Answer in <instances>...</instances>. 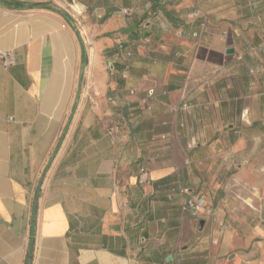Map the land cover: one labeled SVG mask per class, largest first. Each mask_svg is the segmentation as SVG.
<instances>
[{"label":"crops","instance_id":"0c3cea01","mask_svg":"<svg viewBox=\"0 0 264 264\" xmlns=\"http://www.w3.org/2000/svg\"><path fill=\"white\" fill-rule=\"evenodd\" d=\"M0 50V264H264V0H0Z\"/></svg>","mask_w":264,"mask_h":264},{"label":"built area","instance_id":"2783aa9c","mask_svg":"<svg viewBox=\"0 0 264 264\" xmlns=\"http://www.w3.org/2000/svg\"><path fill=\"white\" fill-rule=\"evenodd\" d=\"M127 13H131V10H126ZM0 63H2L5 67H8L10 65L14 64V58L11 53L5 52L0 50ZM153 93V90H151V94ZM111 103H115L113 100H111ZM150 180V172L148 169L142 168L140 171V177L139 182L141 184H145L149 182ZM182 193L188 194L190 196V199L188 201V205L191 209H193L195 212H201L204 210V199L200 195H194L191 193L189 189H182ZM251 264V263H249Z\"/></svg>","mask_w":264,"mask_h":264},{"label":"water","instance_id":"95a60500","mask_svg":"<svg viewBox=\"0 0 264 264\" xmlns=\"http://www.w3.org/2000/svg\"><path fill=\"white\" fill-rule=\"evenodd\" d=\"M232 52H233V50L230 49L229 53H232ZM33 246H34V239L32 238V240H31V247H30V250L31 251L33 250Z\"/></svg>","mask_w":264,"mask_h":264}]
</instances>
